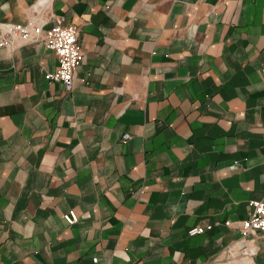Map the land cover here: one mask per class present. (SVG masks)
I'll return each mask as SVG.
<instances>
[{"label":"crops","instance_id":"1","mask_svg":"<svg viewBox=\"0 0 264 264\" xmlns=\"http://www.w3.org/2000/svg\"><path fill=\"white\" fill-rule=\"evenodd\" d=\"M56 16L72 91L42 43L0 48V264H264L237 245L264 198V0H0V32Z\"/></svg>","mask_w":264,"mask_h":264},{"label":"built area","instance_id":"2","mask_svg":"<svg viewBox=\"0 0 264 264\" xmlns=\"http://www.w3.org/2000/svg\"><path fill=\"white\" fill-rule=\"evenodd\" d=\"M42 43L52 51L58 61V68L52 73H46L49 82L61 83L67 91H72L76 84V73L83 60V52L79 44V28L68 24L63 16L54 19H29L23 24L8 25L0 32V48H20L26 45ZM126 137V136H125ZM248 218L241 222V240L239 247L242 256L247 254L249 238L258 235L264 237V199L250 203ZM67 223L77 222L73 211L64 215ZM229 224V223H228ZM202 228H194L190 235L202 233Z\"/></svg>","mask_w":264,"mask_h":264},{"label":"rangeland","instance_id":"3","mask_svg":"<svg viewBox=\"0 0 264 264\" xmlns=\"http://www.w3.org/2000/svg\"><path fill=\"white\" fill-rule=\"evenodd\" d=\"M126 136V137H125ZM131 137H130V135L129 134H125V135H123V137H122V140L124 141V142H126V141H128L129 139H130ZM262 199H264V198H262ZM262 199H260V200H262ZM260 200H252V201H249V203H248V207H249V212H250V207H251V205H250V203L251 202H254V201H260ZM69 211H73V210H69ZM69 211H67L66 213H68ZM74 213H75V211H73ZM66 213H64L63 214V216H62V219H63V221L65 222V224L66 225H68V226H71V225H74V224H76L78 221H79V219H78V216H77V222H75V223H73V224H69V223H67L66 222V220L64 219V215L66 214ZM76 214V213H75ZM249 215V214H248ZM248 218V217H247ZM246 218V219H247ZM246 219H244V220H246ZM244 220H242V221H240L239 222V225L237 226V228L239 229V231H240V227H241V222H243ZM229 223V224H228ZM224 225L226 226V227H231L232 226V222L231 221H225L224 222ZM194 228H202L203 229V232L202 233H199V234H196V235H190V233H189V231L191 230V229H194ZM212 228H213V225H211V224H207V225H198V226H195V227H192V228H190L188 231H187V235L189 236V237H194V236H197V235H202V234H204L206 231H210V230H212ZM264 238V237H262V236H260V235H258L257 237H255V238ZM255 238H249L248 239V244H247V250L248 251H246L247 252V254L244 256V257H248V256H252V253H251V251L249 250V242L250 241H252V240H254ZM240 240H241V233H240V239H239V241H238V243H237V245H238V249H239V251H240V253H241V255H242V249L239 247V242H240Z\"/></svg>","mask_w":264,"mask_h":264}]
</instances>
